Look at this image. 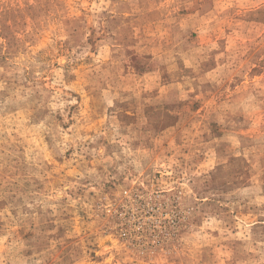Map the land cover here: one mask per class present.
<instances>
[{"label":"rangeland","instance_id":"1","mask_svg":"<svg viewBox=\"0 0 264 264\" xmlns=\"http://www.w3.org/2000/svg\"><path fill=\"white\" fill-rule=\"evenodd\" d=\"M0 264H264V0H0Z\"/></svg>","mask_w":264,"mask_h":264}]
</instances>
